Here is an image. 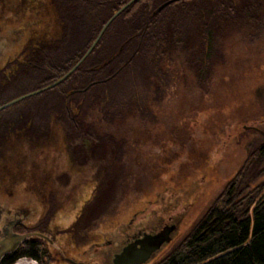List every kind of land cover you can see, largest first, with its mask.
<instances>
[{
	"label": "flooded vegetation",
	"instance_id": "1",
	"mask_svg": "<svg viewBox=\"0 0 264 264\" xmlns=\"http://www.w3.org/2000/svg\"><path fill=\"white\" fill-rule=\"evenodd\" d=\"M90 1L53 0L42 9L40 0H22L14 12L6 6L1 17L0 194L4 215L0 244L31 233L5 257L31 244L33 250L40 248V255L27 257L38 264H112L115 253L125 245L147 232L160 231L173 219L171 215L186 206L191 209L196 202L192 188L166 185L112 220L103 218L95 225L87 221L97 202L94 194L100 171L120 155L119 139L109 148L103 138L108 134L115 139V132L126 130L128 123L118 120L109 126L101 113L99 124L89 127L87 109L56 108L55 101L77 95L84 105L90 87L102 86L104 81H88L87 70L121 67L119 57L104 61L97 52L87 62L98 41L74 70L82 66L68 92L49 91L54 86H48L58 79L37 85L75 67L97 39L104 3ZM83 82L85 86L77 87ZM30 83L34 86L24 91ZM40 100L49 102L48 108L41 109ZM20 102L26 105L12 108ZM93 132H99L101 140L88 141ZM60 137L65 140H57ZM11 222L10 235L5 229Z\"/></svg>",
	"mask_w": 264,
	"mask_h": 264
},
{
	"label": "rangeland",
	"instance_id": "2",
	"mask_svg": "<svg viewBox=\"0 0 264 264\" xmlns=\"http://www.w3.org/2000/svg\"><path fill=\"white\" fill-rule=\"evenodd\" d=\"M258 11V17L239 29L219 24L208 55L198 53L195 65L186 61L189 53L178 49L177 60L164 69L143 61L97 87L113 111L109 115L119 111L105 123L125 121L128 128L115 132V139L108 134L103 138L109 148L119 139L120 155L100 171L97 202L87 220L90 225L125 214L156 189L171 185L196 191L191 209L180 208L169 220L186 213L183 228L186 218L196 216L220 181L229 180L243 164L249 148L262 137L260 131L244 126L264 130V2L263 12ZM180 30L184 39L186 22ZM32 86L25 84L24 91ZM38 103L41 109L48 108L49 102ZM23 105L26 102L12 108ZM98 139L88 134V141ZM259 180H264V174ZM19 263L38 261L22 257Z\"/></svg>",
	"mask_w": 264,
	"mask_h": 264
},
{
	"label": "trees",
	"instance_id": "3",
	"mask_svg": "<svg viewBox=\"0 0 264 264\" xmlns=\"http://www.w3.org/2000/svg\"><path fill=\"white\" fill-rule=\"evenodd\" d=\"M52 1L40 0L42 9ZM100 1L104 3L105 11L97 33L130 0ZM167 1L137 0L111 22L87 62L98 52L103 55L104 61H112L118 55L121 67L89 68L88 81L103 79V85L107 84L123 71L147 60L164 69L166 64L171 65L177 60L174 54L178 49L189 53L186 61L195 65L198 53L208 55L210 39L216 27L221 25L225 28L224 25H227L232 30L239 29V25L255 19L260 14L258 10H263L260 0H176L158 10ZM21 4L22 0H0V22L6 6L14 12ZM183 22L187 27L184 39L180 38ZM69 70H62L37 87L56 81ZM81 71L82 66L49 91L66 93L70 82L80 76ZM85 85L83 82L77 87ZM97 87H90L84 105L77 95H73L71 100L70 97L62 101L57 98L55 107L87 109L91 112L89 127L99 124L101 113L110 121L109 117L115 118L109 115L113 111L100 96ZM93 133L99 136V132ZM261 134V139L254 141L233 176L227 181H220L222 184L210 193L196 216L187 217L182 230L147 264H264V180H259L264 174V133ZM33 248V245L27 244L5 257L1 264H14L21 257L39 256L40 248Z\"/></svg>",
	"mask_w": 264,
	"mask_h": 264
},
{
	"label": "water",
	"instance_id": "4",
	"mask_svg": "<svg viewBox=\"0 0 264 264\" xmlns=\"http://www.w3.org/2000/svg\"><path fill=\"white\" fill-rule=\"evenodd\" d=\"M137 0H130L127 4H125L122 8H120L104 25L97 39L91 45L89 50L86 52L84 57L80 60V62L73 67L69 72H67L62 78L58 79L56 82L50 84L48 87L55 86L66 79L76 68L77 66L88 56V54L92 51L96 43L99 41L101 36L104 34L105 30L111 24V22L129 5L134 3ZM176 0H169L164 2L158 10H161L163 7L172 3ZM40 91V90H38ZM245 129H255L262 133L264 130L255 125H245ZM186 213H182L174 218L173 221L166 224L160 231L158 232H147L144 235L136 238L132 242L125 245L121 250L117 251L113 257L112 264H147L149 263L156 255H158L181 231L182 222L184 220ZM4 215V203L0 201V221ZM11 226L5 229V231L11 235ZM1 234V231H0ZM31 233H25L22 235H18L15 239H8V241L0 244V263L2 259L10 252L17 249L18 245L22 240L29 237Z\"/></svg>",
	"mask_w": 264,
	"mask_h": 264
},
{
	"label": "bare ground",
	"instance_id": "5",
	"mask_svg": "<svg viewBox=\"0 0 264 264\" xmlns=\"http://www.w3.org/2000/svg\"><path fill=\"white\" fill-rule=\"evenodd\" d=\"M17 264H24V263H17Z\"/></svg>",
	"mask_w": 264,
	"mask_h": 264
},
{
	"label": "built area",
	"instance_id": "6",
	"mask_svg": "<svg viewBox=\"0 0 264 264\" xmlns=\"http://www.w3.org/2000/svg\"><path fill=\"white\" fill-rule=\"evenodd\" d=\"M19 263V262H18Z\"/></svg>",
	"mask_w": 264,
	"mask_h": 264
}]
</instances>
